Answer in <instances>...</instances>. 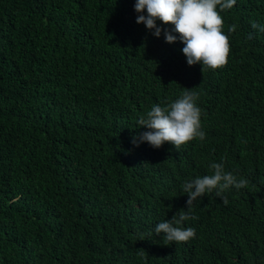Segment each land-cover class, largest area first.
Listing matches in <instances>:
<instances>
[{
	"label": "trees",
	"instance_id": "1",
	"mask_svg": "<svg viewBox=\"0 0 264 264\" xmlns=\"http://www.w3.org/2000/svg\"><path fill=\"white\" fill-rule=\"evenodd\" d=\"M135 2L0 0V264H264V0L220 13L228 62L202 71ZM186 90L205 139L134 146ZM212 163L249 184L197 199L195 238L157 236Z\"/></svg>",
	"mask_w": 264,
	"mask_h": 264
},
{
	"label": "clouds",
	"instance_id": "2",
	"mask_svg": "<svg viewBox=\"0 0 264 264\" xmlns=\"http://www.w3.org/2000/svg\"><path fill=\"white\" fill-rule=\"evenodd\" d=\"M235 4L236 0H136L134 10L137 13L136 23H143L153 36L158 38L163 31L166 43L172 44L179 39L184 45L181 51L187 65L200 64L202 71L204 67L213 70L222 68L228 62L229 36L223 31L224 20L220 13L230 10ZM157 20L174 27L162 29L157 26ZM251 27L264 32V26L257 22H253ZM236 28V24L230 25L228 33ZM197 99V93L186 90L181 98L167 106L154 105L137 120L138 126L148 131L133 136L131 143L138 147L140 143L147 142L158 149L165 142H170L178 149L196 138L203 141L206 133L201 129L202 110L195 103ZM209 167L211 175L183 183L182 190L188 196L187 210L180 212L178 217L175 214L170 220L158 223L154 229L157 236L163 234V238L170 243L195 238V228L182 226L184 221L197 219L190 215L194 202L215 190L216 196L227 205L229 201L223 196L226 190L231 187L239 190L249 184L247 179L226 172L223 163H212ZM144 239L141 234L140 240Z\"/></svg>",
	"mask_w": 264,
	"mask_h": 264
}]
</instances>
